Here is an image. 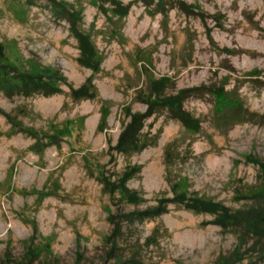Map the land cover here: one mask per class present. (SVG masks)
I'll list each match as a JSON object with an SVG mask.
<instances>
[{"label": "rangeland", "instance_id": "obj_1", "mask_svg": "<svg viewBox=\"0 0 264 264\" xmlns=\"http://www.w3.org/2000/svg\"><path fill=\"white\" fill-rule=\"evenodd\" d=\"M54 1L77 14L97 66L79 63L49 0H0V65L51 75L58 88L0 91V264H218L240 248L241 229L210 213L172 203L114 236L108 218L177 194L231 211L264 204V0H116L129 5L124 16L110 0ZM156 81L164 95L187 90L199 129L159 111L143 129L153 145L115 151ZM83 84L94 96L73 100ZM234 100L242 108L224 111ZM124 170L134 202L100 181Z\"/></svg>", "mask_w": 264, "mask_h": 264}, {"label": "trees", "instance_id": "obj_2", "mask_svg": "<svg viewBox=\"0 0 264 264\" xmlns=\"http://www.w3.org/2000/svg\"><path fill=\"white\" fill-rule=\"evenodd\" d=\"M112 2L114 11L118 15H126L129 11V5H123L116 0ZM150 1L153 0H142ZM166 0H156L157 5L165 3ZM170 1V0H169ZM53 13L58 18H63L69 23L71 34L77 40L79 56L78 61L81 65L88 68L97 66V55L94 44L89 36L83 32L78 26V16L74 10L67 8L62 3H56L54 0H49ZM147 3V2H146ZM51 75L43 76L42 73L33 74L17 70L8 65H0V91L11 97L12 95L29 96L32 94H41L45 96L52 95L58 91L55 82ZM161 82L156 81L152 84L150 92L143 98L142 102L146 105V111L143 113L129 114L128 121L122 127L114 150L129 154L141 151L148 145H153L154 138H149L143 132L145 121L153 116L156 112L164 111L167 115L178 121L188 130L197 131L199 129V121L188 112L183 105L186 91L182 90L174 95H164L161 87ZM94 96V91L83 84L80 87L70 91V97L73 100L89 98ZM240 109L242 104L240 101H233L228 104L227 109ZM222 111V112H224ZM170 149V148H169ZM167 154L170 155L167 148ZM170 160V156H168ZM264 171V164L262 166ZM130 170H124L120 177L114 181H109L103 178L101 184L106 192L113 194L115 191L120 193L128 202L136 200V194L130 192L125 183L131 175ZM176 204L186 210L194 212H204L214 215L213 223L220 227L233 226L240 228L238 235L240 248H235L231 254L219 259L218 264H264V204L256 203L242 210L231 211L228 207L212 201H205L197 198H189L184 194H177L172 198H162L156 206L146 208L144 210H133L130 212H118L109 216V221L113 225L112 236L120 233L122 223L132 222L135 220H145L160 216L167 212L169 204ZM246 237H252V244L246 249H241L245 243ZM249 254L255 256L252 257Z\"/></svg>", "mask_w": 264, "mask_h": 264}]
</instances>
